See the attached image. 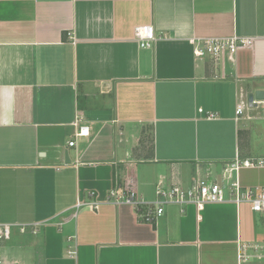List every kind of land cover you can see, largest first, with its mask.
<instances>
[{
  "label": "crops",
  "instance_id": "1",
  "mask_svg": "<svg viewBox=\"0 0 264 264\" xmlns=\"http://www.w3.org/2000/svg\"><path fill=\"white\" fill-rule=\"evenodd\" d=\"M233 36L252 47L218 65L194 56L193 40ZM259 90L264 0H0V223L13 226L0 264H264L241 256L264 243L248 204L168 205L149 224L108 199L116 179L143 201L160 181L264 186V168L230 172L264 159L247 102Z\"/></svg>",
  "mask_w": 264,
  "mask_h": 264
},
{
  "label": "built area",
  "instance_id": "2",
  "mask_svg": "<svg viewBox=\"0 0 264 264\" xmlns=\"http://www.w3.org/2000/svg\"><path fill=\"white\" fill-rule=\"evenodd\" d=\"M134 37L140 49L151 48L155 41L152 27H137L134 31ZM252 38L233 36L228 38L210 37L204 39L193 40L194 56L196 58H208L214 65L223 63L224 60L232 59L239 49L250 48L253 44ZM216 78V77H215ZM252 107H259L261 117L264 119V101H253ZM244 111L242 104L236 105L235 115L240 117ZM201 112V110H199ZM213 116L208 115L211 119ZM86 131V132H85ZM87 128H81L75 137L87 136ZM74 142H69L68 146H73ZM239 168H264V159L259 160H235L232 163L230 172H237ZM93 198V193H89ZM108 199L114 204H127L133 207L140 220L149 224H153L156 219L164 213V208L168 205L186 206L195 205L201 210L206 204L222 203L227 200L235 204H248L250 210L260 216L264 225V186L261 187H243L237 180L223 178L220 182L209 181L207 179H197L189 187L184 188L180 184H174L164 187L160 181L155 188V199L153 201H143L138 199L134 190L133 180H129L121 184L117 179L109 192ZM84 204H79L81 207ZM94 208L96 203L91 201L86 204ZM73 215L72 217H74ZM12 225L0 223V241H7L11 235ZM34 228L37 225H33ZM25 226L20 227L23 232ZM71 240V239H69ZM242 258L249 259L253 256L264 258V243L246 245L242 247ZM249 249L255 252L254 255L245 254ZM69 257H74L76 251L74 247H69L66 251Z\"/></svg>",
  "mask_w": 264,
  "mask_h": 264
},
{
  "label": "water",
  "instance_id": "3",
  "mask_svg": "<svg viewBox=\"0 0 264 264\" xmlns=\"http://www.w3.org/2000/svg\"><path fill=\"white\" fill-rule=\"evenodd\" d=\"M253 101H264V91H255L254 93H250L247 96V102L249 105H252Z\"/></svg>",
  "mask_w": 264,
  "mask_h": 264
},
{
  "label": "rangeland",
  "instance_id": "4",
  "mask_svg": "<svg viewBox=\"0 0 264 264\" xmlns=\"http://www.w3.org/2000/svg\"><path fill=\"white\" fill-rule=\"evenodd\" d=\"M108 137L109 136V129H105V131L102 133V135H101V137L98 139V141L94 144V145H98V144H100V145H106V141L108 140L107 138H103V137ZM107 139V140H106ZM234 180V176H232V179H231V181H233ZM217 182H220V180H217ZM259 187H261V186H259ZM257 217H258V215L257 214H255Z\"/></svg>",
  "mask_w": 264,
  "mask_h": 264
}]
</instances>
